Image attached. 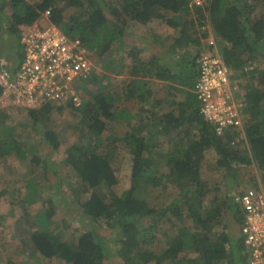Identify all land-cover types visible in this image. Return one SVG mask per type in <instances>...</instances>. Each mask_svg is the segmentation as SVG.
I'll use <instances>...</instances> for the list:
<instances>
[{"label": "trees", "instance_id": "trees-1", "mask_svg": "<svg viewBox=\"0 0 264 264\" xmlns=\"http://www.w3.org/2000/svg\"><path fill=\"white\" fill-rule=\"evenodd\" d=\"M0 1L1 13L6 3L3 4L5 0ZM104 1L38 0L29 4L27 0H8L11 18L5 28L0 25V35L11 40L18 32L16 42L13 41L17 46H20L19 26L32 25L41 13L48 10L50 22L67 37L79 39L94 63L96 56L103 61L113 55L109 50L115 41L120 45L126 43L125 20L142 25L157 20L172 28L179 38L176 45L173 43L169 48L176 59L173 74L155 71L156 54L152 55V62L144 63L137 60L136 53L129 52V58L134 62L130 71L135 82L132 95L137 101L141 100L140 111L144 115H126L124 120L127 124L130 119L133 121L131 130L123 137L108 132L106 121L112 116L117 117L119 110L113 109V101L104 94L94 95L89 101L78 95L80 102L83 101L79 105L73 102L56 105L48 101L39 109L26 110L33 125L42 127L44 141L53 150L61 143L68 124L63 123L58 128L52 115L65 108L79 113L76 128L85 130L88 143L86 139H79L65 152L68 175H74V182L68 185L69 193L77 189L82 199L70 201V206L77 207V213L73 207V216L77 220L84 219L89 226L102 224L111 230L114 253L112 256L109 254L111 249L106 246L109 239L101 237L94 227L82 232L73 244L61 239L51 227L59 204L53 205L50 195L43 199L40 209L29 212L27 207L38 202L33 184L27 187L30 192L22 204L19 203L30 221L26 242L30 243L38 260L50 262L57 259L65 264H245L244 258L227 252L228 236L224 235L222 225L219 233V225L214 223V219L221 214L230 216L232 212L228 211L232 208L228 207L217 188L208 189L207 183L200 178V164L203 152L211 149L218 157V167L232 171V163L245 166L257 163L264 169V65L263 68L252 69V72L247 70L248 66H257L258 59L259 62L260 59L264 61V11L255 23L250 19L258 8H264V0H201L200 5L190 4L192 0H117L112 5ZM191 8H194L192 13ZM67 9H72V13L66 17L64 12ZM207 15L221 59L244 81L251 73V80L256 83L240 98L245 141L234 132L217 136L214 126L200 113L196 84L201 64L196 49L207 48V35L197 29ZM193 45L196 46L194 54L190 50ZM140 74L172 81L173 84L167 86L168 94L178 97V100L180 97L179 103L168 108L162 100L150 101L151 93L140 86ZM145 105L149 107L147 111ZM159 107L163 112L157 116L153 110ZM187 125L197 129L193 139H189L188 132L173 151L158 148L161 145L158 138H169ZM5 131L9 133L8 128ZM234 138L240 143L231 145ZM13 143L11 140L7 151H0V161L6 152L16 150L11 148H15ZM107 144L108 149H103ZM118 148L126 149L132 161L130 185L120 195L114 193L118 179L113 160ZM31 161L39 163L37 157ZM167 184L173 185L177 192L168 194L165 204L157 207L159 193L166 191ZM237 187L239 185H234L231 192L240 191ZM66 193L56 196L58 202L64 203L69 199ZM2 195L0 192V198ZM233 195H229L230 202L235 205ZM38 197H42L41 192ZM220 202H223V208L216 206ZM235 218L234 224L239 229L240 219ZM144 219H149L147 225L142 223ZM160 222L162 226L159 229ZM157 234H160V239ZM0 264L18 263L6 260Z\"/></svg>", "mask_w": 264, "mask_h": 264}, {"label": "rangeland", "instance_id": "rangeland-1", "mask_svg": "<svg viewBox=\"0 0 264 264\" xmlns=\"http://www.w3.org/2000/svg\"><path fill=\"white\" fill-rule=\"evenodd\" d=\"M37 1L38 0H27L29 4H35ZM115 1L117 0H105L104 2L107 5H112L115 4ZM193 1H199L200 4L202 3L201 0H192L190 1V4H193ZM1 2L2 1H0V3ZM4 3H6V5L0 13L1 28H5L11 18L8 0L3 1V4ZM192 11H194V8H191L190 12L192 13ZM263 11L264 8H258L250 15V19L253 23L260 19V15ZM71 13L72 9H67L64 12V15L67 17ZM108 15L110 14L108 13ZM206 17L207 18L202 21V24L198 26L197 30L205 32L208 40L213 32L208 19L209 16L207 15ZM125 21H127L125 27V29H127L125 30L126 37L124 38L126 43L120 45L118 41H115L109 50L113 55L109 58H105L103 60L104 62L96 56V63L93 61V64L96 67L93 77L86 83V85H84L85 81L75 84L76 87H79V91L84 97L83 100L89 101L97 94H104L107 96L108 91L114 86L112 81L118 83L119 86L122 81L130 80L131 85H135V82H133L132 79L133 77L130 78L127 77V75H123L126 76L123 77L122 73L118 72V70L123 71L125 65H128V63H130L131 66L134 64V62H132L133 60L129 58V52L136 53L137 60H139L140 46L142 47L145 41L138 38V35H141V32L138 31V24L129 20ZM130 25L137 28L133 27L132 30H130L128 29ZM144 28H146V26H144ZM17 38L18 32L12 36L11 40H7L5 36L0 35V61H5L9 64L6 58H9L13 52L16 51L17 47L14 42H16L15 39ZM115 51L116 53H114ZM141 57L143 56L141 55L140 58ZM260 61L261 62H259L258 59L257 66H248L247 70L251 71L254 68H263L264 61L261 59ZM98 71L99 73H97ZM248 74L249 75H247L245 81L244 78H242V85L245 90L247 88L251 89L256 85V83L251 80V73ZM111 75H115L114 80H112ZM157 88L159 87H154V89ZM241 93H243V89ZM237 99L238 104H240L241 99ZM169 100L168 97L165 100V103L169 106L168 108H173V103H179L180 98L179 100L178 97L174 98L172 103L169 102ZM82 102L83 101H81V103ZM124 108L129 110V112L125 111V113L127 112L131 115L135 114L133 117L144 115V113L140 111V103L136 104L129 101L124 105ZM162 110L163 108L159 107L155 108L153 111L158 116L163 112ZM139 112L141 113L138 114ZM52 117L54 119L53 122L58 124V128H60L63 123L68 124L67 132L63 136L61 143L57 146L56 150L50 148L44 141V130L40 125L38 127L33 125L25 107L23 105H17L15 103V97L9 96L7 98L0 94V151H7V147H9L11 140L14 141L13 145L15 146V148H11L19 150L18 152H16V150L6 152L5 157L0 161V192L3 193L0 198V263L6 260H11L18 264H65L57 259L50 262L38 260V255L31 251L30 243L26 242L25 238L30 231V221L24 216V209L19 203H21L25 199L27 193L30 192L27 187L31 186V184L36 187L35 198L38 199V202L32 207L28 206L27 210L29 212H36L42 207L44 203L43 199L50 195L49 199L53 201V205L59 204V210L57 209L55 212L56 214L53 217L51 227L55 230V233L59 234L61 239H65L73 244L82 232L94 227V229H97L101 237L109 239L110 242H107L106 246L108 249H111L109 250L111 256L114 253L113 243L111 242L113 237L111 230L102 224L96 226L95 223H93L91 225L94 226H89L90 224L88 221L84 219L77 220L76 216H73V207L76 213L77 207L70 206V201L72 202V200H76L79 202L82 200L80 198V192L77 189H73V191L69 193L68 185H70L71 182H74V175H68L69 170L64 163L65 152L68 146L76 144L79 139H86V143H88V137L85 130H80V128L77 130L80 115L77 112H73L71 108H65L60 113L55 112ZM131 121L133 120L130 119L128 124L126 122L118 124L108 122V132L116 137H123L131 130ZM5 128L9 129V133L5 131ZM196 130L197 129L191 125L183 126L169 138H158L157 142L161 144L158 148L164 151H173L177 142H181V138L186 137L188 132L189 139H193L197 134ZM242 135L246 137L244 131ZM1 141H5V143L3 144ZM108 146L109 144L104 146L103 149ZM34 157L39 159V163L31 161ZM217 159L218 157L213 150L208 149L203 152V158L200 164V178L207 183L208 189L215 190L217 188L218 192L221 194L220 196L223 197V200L229 205L228 207L232 208V206H230L231 202L229 195H231V190L234 189V185H239L237 188H245L246 185H264V169L257 166V163H253L250 166L232 163V171H230L218 167L216 165ZM113 161V164L115 165V175L118 179V185L115 186L114 193L120 195L130 185L131 156L126 152V149L121 150L118 148L115 151ZM225 185H228V187L225 188ZM64 191L65 193L68 192L65 195L69 194V199L64 203H61V201L58 202L56 196ZM157 191V193H159V190ZM40 192L42 197H38ZM176 192L177 189L173 185L167 184L166 191H161L159 193L160 198L157 207L165 204L169 197L168 194H175ZM47 203L48 201L46 202V205ZM155 203L156 202L152 203V205ZM223 205V202H220L217 203L216 206L223 208ZM232 210H229L228 212L230 213ZM226 219L227 217L224 214H221L218 218L216 217L214 219V223L216 222V224L219 225L217 228L219 233L221 224L225 223L227 221ZM142 223H146L147 225L149 219L142 220ZM161 226L162 223L160 222L158 224L159 229ZM158 231L160 232V230ZM156 237L160 239V234H157Z\"/></svg>", "mask_w": 264, "mask_h": 264}, {"label": "built area", "instance_id": "built-area-1", "mask_svg": "<svg viewBox=\"0 0 264 264\" xmlns=\"http://www.w3.org/2000/svg\"><path fill=\"white\" fill-rule=\"evenodd\" d=\"M43 16L48 20L49 11ZM41 21L21 28V61L11 75L0 74L3 94H11L17 105L28 108L47 101L79 105L80 91L75 84L87 80L91 74L88 52L78 39L69 38ZM206 43V49H197L201 64L196 84L200 113L214 126L217 136L228 132L241 136L243 108L237 101L242 94L240 79L221 59L214 38L210 36ZM233 196L244 215L240 235L249 264H264V188L257 191L249 188Z\"/></svg>", "mask_w": 264, "mask_h": 264}, {"label": "crops", "instance_id": "crops-1", "mask_svg": "<svg viewBox=\"0 0 264 264\" xmlns=\"http://www.w3.org/2000/svg\"><path fill=\"white\" fill-rule=\"evenodd\" d=\"M144 26H146V28H144ZM133 27L135 26L130 25L128 29L132 30ZM147 29H150V30H147ZM138 31L141 32V35H138V38L139 39L141 38L142 40L145 41L144 45L142 47L140 46V55L138 56L139 60L144 61V63L152 62L153 60H151V57L152 55L156 54L157 62L155 63V66L157 68L155 69V71L159 73L169 72L170 74H173V71L175 70L174 69L175 66L173 64L176 59H175L174 52L169 50V48L173 45V43L175 46L176 42L179 41V38L176 32H174L173 29L169 28L167 25L159 23L157 20H153L152 22H150V24H147V25L138 24ZM195 47L196 46L193 45V49L190 48L193 54L196 53V50H197V49L195 50ZM173 50L178 51L177 48H174ZM141 55L143 57L140 58ZM133 66L134 64L131 66V64L128 63V65H125L123 71L118 70V72L122 73V76L127 75V77L132 78L133 76L131 75L130 71L133 68ZM95 68L91 71L90 79L94 75ZM97 73H99V71ZM114 77L115 75L112 76V80H114ZM123 77H126V76H123ZM138 80L140 82V86L143 87V90L149 91L151 93L150 94L151 99H149L150 101L156 102V101L162 100L165 103V100L169 97L170 99L169 102L172 103L174 96L168 94V88H167L169 84L171 85L173 84L172 81L168 82V81L161 80L158 78H153L150 76H143V74H140V76L138 77ZM112 83L114 84V86L111 87V89L108 91L107 96L108 98H110L111 101H113L112 102L113 109H117V110L120 109V110L117 111V117L112 116L107 119V128H108V122H114L116 124L125 122L124 119L127 117L126 115L130 114L127 112L125 113V111L129 112V110H126V108H124V105L126 103H128L129 101H132L136 104H139L141 101V100L137 101L135 96L132 95V88H134V86L133 84L131 85L130 80L122 81L119 84V86H118V83H116L115 81L114 82L112 81ZM154 87H159V88L154 89ZM140 107H141V103H140ZM144 108L147 111L148 109L147 105H145ZM134 115L135 114H133L132 116ZM230 206H232L233 208L232 213L230 214V216H228L229 219L227 217L226 219L227 221L225 223H222L221 225H222V229L224 230L223 232H225L224 235L228 236L227 238L228 244L226 245L228 254L229 252H231L234 255H238V251H237L238 226H235L234 224L236 223L234 222V220L236 219L235 216L237 215L235 214L234 205L231 203Z\"/></svg>", "mask_w": 264, "mask_h": 264}, {"label": "clouds", "instance_id": "clouds-1", "mask_svg": "<svg viewBox=\"0 0 264 264\" xmlns=\"http://www.w3.org/2000/svg\"><path fill=\"white\" fill-rule=\"evenodd\" d=\"M49 11V10H48ZM45 12H43V13H41L40 15V17L35 21V22H38V21H40V20H42L41 22H43V23H45V24H50V25H52V26H54V27H56L55 25H53L51 22H50V18L48 19V20H45V18H44V16H43V14H44ZM49 13H50V11H49ZM34 23V22H33ZM24 26H27V25H20L19 26V32H20V34H19V45H20V38H21V28H23ZM28 26H30V25H28ZM57 28V27H56ZM62 32V31H61ZM213 35V34H212ZM212 35H210V36H212ZM209 36V37H210ZM79 40V39H78ZM80 41V40H79ZM81 42V41H80ZM81 44L86 48V46L81 42ZM16 47H17V49H16V51L15 52H13V54L9 57V58H6V60H8V62H9V64L7 63V62H5V61H0V74H8V75H11V73L18 67V65H19V63H20V59H21V46H17L16 45ZM86 50H87V52H88V49L86 48ZM21 55V56H20ZM89 59V58H88ZM90 60V59H89ZM90 62H91V65H92V68H91V71L95 68L93 65V61L92 60H90ZM236 73V75L238 74L237 72H235ZM91 75V74H90ZM237 78H239L240 79V85H241V88L243 89V93L242 94H240V95H238L237 96V98H241L242 96H244V94L246 93V90L243 88V85H242V78L239 76V75H237L236 76ZM90 80V76H89V78L87 79V80H85V85H86V83H87V81H89ZM3 92H4V88L2 87V86H0V94L1 95H3L4 97H9V96H12L11 94H9V95H4L3 94ZM82 93H79V95H81ZM48 102V101H47ZM49 102H53L54 104H56V105H62V104H64L63 102L62 103H56V102H54V101H49ZM45 103L46 102H42L40 105H37L35 108H28V107H25V109L26 110H35V109H39V108H41V107H43L44 105H45ZM66 103H69V102H66ZM81 103V102H80ZM242 114H243V112H242ZM241 118H242V125H243V131H244V120H243V115H241ZM245 132V131H244ZM244 135H245V133H244ZM223 135H221V136H219V137H222ZM242 136V135H241ZM246 136V135H245ZM237 140H239V139H237V138H234L233 139V141L232 142H234V143H232L231 142V145H237L238 143H240V141H238V142H236ZM241 140H246V137H244V136H242V138H241ZM260 187H263L264 188V185H258V186H247L246 185V187L245 188H239L240 189V191L239 192H241V190H246V189H249V188H251L252 190H255V191H257ZM238 192V191H237ZM234 194V191L233 192H231V195H233ZM234 207H235V214L237 215V217H239V221H240V226H239V229H238V234H237V236H238V238H239V240L237 241V243H238V246H237V251H238V257L240 256L241 258H244L245 259V264H249V256H248V253H247V250H246V248L244 247V244H243V237L240 235L241 234V226L243 225V221H244V215L242 214V212L240 211V209H238V207H237V205L235 204L234 205ZM237 221V220H236ZM238 222V221H237ZM240 241V242H239ZM223 264H228V263H226V262H223Z\"/></svg>", "mask_w": 264, "mask_h": 264}]
</instances>
